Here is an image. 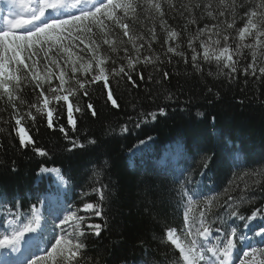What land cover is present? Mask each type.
I'll use <instances>...</instances> for the list:
<instances>
[{
    "label": "snow or ice",
    "instance_id": "obj_1",
    "mask_svg": "<svg viewBox=\"0 0 264 264\" xmlns=\"http://www.w3.org/2000/svg\"><path fill=\"white\" fill-rule=\"evenodd\" d=\"M6 3L8 16L0 24L3 104L0 133L8 126L16 132L20 149L31 147L39 157H47L49 151L37 146L22 124L30 120L36 126L41 118L55 132L54 117L66 118L67 127L61 123L58 128L68 142L64 150L73 153L84 149L85 143L70 137L68 132L77 130V114L98 118L99 110L90 99L86 106L74 103L76 97L90 98L89 88L95 85L101 86L106 106L110 103L113 109H118L114 91L122 82L125 86L139 87L138 81L145 80L148 67L166 81L171 74L162 71V66L174 60L190 65L193 75H204L207 66L209 77H224L229 84L241 75L264 80V0H6ZM157 43L163 56L154 51ZM147 79L156 84L162 82L151 74ZM28 90L35 97L32 101L25 98ZM165 98L171 100L172 95ZM158 115H166L164 107L147 113L145 121L147 117L155 120ZM196 115L202 113L198 111ZM135 126L138 128L140 124ZM120 130L129 131L127 125ZM87 144L96 145L97 140L88 138ZM212 160L211 156L200 157L202 176ZM14 165L15 161L10 169L13 172L17 170ZM103 167H94L91 175L99 179ZM44 174H55L58 183H68L60 168L42 165L37 176ZM256 183L254 180L253 186ZM90 188L97 199H89L75 210L64 203L51 209L45 201L47 217L36 204L29 211H21L23 205L19 202L9 203L5 214V202L0 197V253L5 257L0 264H89L87 236L99 237L105 227L90 220L103 218L104 204L112 195L110 186L102 181H93ZM248 191L251 187L246 186L237 198L225 189L227 198L215 209L216 197L205 196L202 183L186 176L177 188L184 202V226L179 233L175 228L165 229L161 239L165 247L171 246L166 264H236V260L239 264H264V205L251 210L249 215L242 214L241 205L252 200L246 199ZM87 196L89 193L81 192V198ZM198 203L203 207L195 215ZM9 216L12 218L8 219ZM212 216L215 219H210ZM49 218L54 222L50 231ZM237 221L242 222L247 232ZM141 260L142 264H153L147 249ZM123 264H128L127 259ZM132 264L137 262L133 260Z\"/></svg>",
    "mask_w": 264,
    "mask_h": 264
},
{
    "label": "trees",
    "instance_id": "obj_2",
    "mask_svg": "<svg viewBox=\"0 0 264 264\" xmlns=\"http://www.w3.org/2000/svg\"><path fill=\"white\" fill-rule=\"evenodd\" d=\"M160 37L162 40L163 33ZM153 47L163 56L159 43ZM103 50L112 55L106 46ZM161 70H167L170 79L162 80L148 67L145 80L138 81L139 87L125 86L122 82L114 91L118 109H113L110 103L106 106L100 85L89 88L90 98L76 97L74 103L81 106H86L90 99L99 115L91 119L77 114V130L69 129L68 135L80 139L85 148L73 153L64 150L68 142L58 131L61 123L67 127L66 118L54 117L55 132L41 118L36 126L30 120L22 124L36 145L49 151L47 157L36 156L31 147L21 150L16 132L5 125V131L0 133L3 210L9 203L19 202L23 205L21 211L26 212L32 204L48 202L50 196L61 193V188L56 191L51 181L36 182L42 165L62 170L68 179L62 201L71 204L74 210L89 199H97L90 185L102 181L110 186L112 195L104 204L103 218L90 220L105 227L99 237L87 236L89 264H123L125 259L128 264L133 260L142 264L144 249L153 264H166L165 257H171V246L165 247L161 239L165 229L175 228L179 233L184 226V202L177 188L186 176L191 175L194 181L202 183L205 196L216 197L215 209L227 198L225 189L227 194L239 198L246 186L251 187L246 199L252 200L241 205L242 214L249 215L251 210L264 205V80L241 75L229 84L224 77H209L207 66L204 75H193L190 65L182 61L177 64L176 60ZM150 74L162 82L148 81ZM209 88L211 92L207 91ZM169 94L171 100L165 98ZM25 98L35 99L30 90ZM160 107L165 108L166 115H158L155 120L147 117L145 121L147 113ZM198 111L201 116L196 115ZM60 113L63 114V109ZM122 125H127V133L121 132ZM88 138H95L97 144L88 145ZM134 148L137 154L131 159ZM204 155L213 160L202 176L199 161ZM13 161L15 172L10 170ZM99 165L104 167L97 179L91 174ZM253 172L258 175L253 176ZM254 180L258 183L253 186ZM81 192L89 196L81 198ZM201 207L202 203L196 205L195 215ZM237 223L243 229L242 222Z\"/></svg>",
    "mask_w": 264,
    "mask_h": 264
},
{
    "label": "rangeland",
    "instance_id": "obj_3",
    "mask_svg": "<svg viewBox=\"0 0 264 264\" xmlns=\"http://www.w3.org/2000/svg\"><path fill=\"white\" fill-rule=\"evenodd\" d=\"M40 55H41V57H43V53H41ZM136 154H137V149L134 148V150L130 153V158L133 159V156H134V159H135ZM48 180H50L52 182V185L56 189V191L59 188V185H61V189L63 188V184L57 182L58 181V178L56 177L55 174H52V176H48V175H42L40 177L37 176V178H36V182L37 183L38 182H45V181H48ZM56 193H58V192H56ZM55 200H56V197H54V198L49 197V202L51 203V205H47V207L48 208H51V209H55L58 206V203H59V202H56L55 203ZM42 205H44V206H42ZM39 208L41 209V212H42L43 216L44 217H47L48 216V212L45 211V203H44V201L43 202L42 201L40 202ZM8 219H10V218H8ZM41 223H42V225L44 224V220L43 219L41 220ZM48 226H49L48 227V231H50L51 230V227L54 226V222L50 218L48 219ZM4 259H5V257H4V255L2 253L0 255V261H3ZM236 264H239V261L238 260H236Z\"/></svg>",
    "mask_w": 264,
    "mask_h": 264
},
{
    "label": "bare ground",
    "instance_id": "obj_4",
    "mask_svg": "<svg viewBox=\"0 0 264 264\" xmlns=\"http://www.w3.org/2000/svg\"><path fill=\"white\" fill-rule=\"evenodd\" d=\"M1 1H3V2H5L6 3V0H1ZM7 4V3H6ZM7 9H8V6H7ZM3 23V21H2V19L0 20V24H2ZM44 175H48V176H52V174H44ZM42 176V175H41ZM40 177V176H39ZM51 195V194H50ZM54 196V195H53Z\"/></svg>",
    "mask_w": 264,
    "mask_h": 264
}]
</instances>
